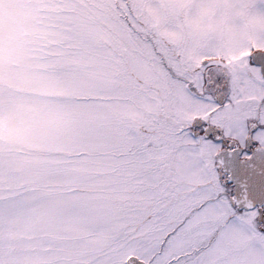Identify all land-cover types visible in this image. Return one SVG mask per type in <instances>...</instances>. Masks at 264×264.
I'll return each instance as SVG.
<instances>
[{
	"label": "snow or ice",
	"instance_id": "obj_1",
	"mask_svg": "<svg viewBox=\"0 0 264 264\" xmlns=\"http://www.w3.org/2000/svg\"><path fill=\"white\" fill-rule=\"evenodd\" d=\"M0 264H264V0H0Z\"/></svg>",
	"mask_w": 264,
	"mask_h": 264
}]
</instances>
